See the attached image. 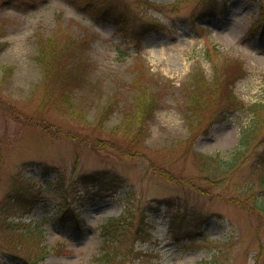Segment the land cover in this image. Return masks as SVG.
<instances>
[{
  "label": "rangeland",
  "instance_id": "1",
  "mask_svg": "<svg viewBox=\"0 0 264 264\" xmlns=\"http://www.w3.org/2000/svg\"><path fill=\"white\" fill-rule=\"evenodd\" d=\"M89 1L0 0V264H96L102 227L121 216L134 227L112 264H264V212L234 202L244 192L236 183L258 181L257 152L214 184L198 157L226 163L254 120L247 108L264 97V0H124L133 14L121 26L95 18ZM53 36L90 65L74 110L35 60ZM198 70L232 83L247 107L212 105L191 137L186 104ZM141 87L160 107L139 136L122 128ZM91 172L115 189L83 181ZM257 196L261 206L264 191ZM25 231L32 241L19 239Z\"/></svg>",
  "mask_w": 264,
  "mask_h": 264
},
{
  "label": "trees",
  "instance_id": "2",
  "mask_svg": "<svg viewBox=\"0 0 264 264\" xmlns=\"http://www.w3.org/2000/svg\"><path fill=\"white\" fill-rule=\"evenodd\" d=\"M140 2L142 1L136 3ZM131 7L132 5L126 3L124 0H90L85 8L92 12L95 18L121 26L124 25L122 22L125 20L127 21V18L133 14ZM259 18L260 21H264V3ZM262 32L264 33V27ZM55 37L56 36H53V38L50 37L39 41L38 54L35 60L44 68L45 82L52 81V85L61 86V96L64 105L74 110V99L76 98L77 91L75 86L76 84L83 85L86 82L90 65L79 55L74 57L69 56L65 48L59 50L60 43L56 42ZM67 46L69 47V45ZM0 47L2 49L3 45L1 44ZM67 60L70 62L64 64ZM240 71L241 74L239 76H234V78L238 77L234 81L235 83L245 76L243 68ZM202 72L198 70L191 75L192 86L189 89V101L186 104V126L189 129L191 137L201 128L204 120L202 114L212 105L217 107L220 103L228 101L234 108L246 110L247 107L246 104L244 106L242 101L235 95V92H233L232 83L229 84L226 80L222 81L223 79L220 78L219 74H217L213 83H209ZM45 85H47V91L49 83ZM141 89L143 91H140L133 98L135 99V108L132 110L130 109L125 115L122 128L123 131L126 130L127 133L130 132L131 135L138 133L139 136H142L143 133L147 131L146 127L149 118H152L155 110L160 107L159 99L153 95L154 92L151 93L150 89L146 87H141ZM115 105V100H113V98L110 99L104 108L105 112L103 111L104 113H102L106 114L109 109L114 108ZM247 109L252 113L254 120L252 125L247 127V129H242L238 143L239 146L226 163L225 160L223 161V159L218 156L211 157L199 154L198 157L201 159L204 158L200 167L206 180L208 183L214 184L216 181L228 180L231 177L229 180L230 182L234 175L240 170L242 164L247 162L249 154L257 152L256 164L255 168H253V172L255 171L258 174V181L253 185L254 187L248 184L242 186L245 184L244 182L241 184L236 183L235 185L243 188L242 191L244 192L242 193L243 198H239L234 202L239 207L251 209L254 212L256 211V207H258L260 211L264 212V203L258 206L256 201L258 200L257 192L264 191V148L260 150L264 147V97L261 101L249 105ZM104 118H106V115L102 116V119ZM82 180L115 189V187H112L113 181L115 180L104 173L91 172L90 174L83 175ZM252 206H255V208ZM67 214L75 224L80 225V223H82L75 209H72L71 215L69 212ZM133 222L134 217L128 218V216H121L119 218H110L107 223L104 224L101 235L104 237L105 242L102 247V254L96 259V264H112L117 260L122 253L119 249L120 244H122V237L132 231L134 227ZM140 231V228L135 229L133 235H141L142 233ZM33 236V233L25 231L19 235V239L22 238L25 241H32ZM19 243L21 246L23 245L22 240H20ZM21 246L19 247L21 248ZM132 248L135 249L134 244ZM26 261L28 264H38L35 262L31 263V261L28 260Z\"/></svg>",
  "mask_w": 264,
  "mask_h": 264
}]
</instances>
